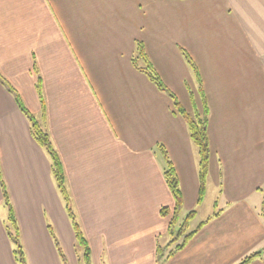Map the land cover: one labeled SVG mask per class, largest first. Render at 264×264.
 Returning <instances> with one entry per match:
<instances>
[{
  "label": "crops",
  "instance_id": "crops-1",
  "mask_svg": "<svg viewBox=\"0 0 264 264\" xmlns=\"http://www.w3.org/2000/svg\"><path fill=\"white\" fill-rule=\"evenodd\" d=\"M138 42L188 112L202 102L183 51L199 71L211 150L201 202L198 150L174 98L135 66ZM0 76L62 159L92 264H240L258 251L245 264H264V0H0ZM159 146L183 195L178 225L196 211L194 235L161 260L174 238L162 208L175 202ZM0 164L28 263L62 264L51 227L78 264L50 159L1 81ZM0 264H18L1 216Z\"/></svg>",
  "mask_w": 264,
  "mask_h": 264
},
{
  "label": "trees",
  "instance_id": "trees-1",
  "mask_svg": "<svg viewBox=\"0 0 264 264\" xmlns=\"http://www.w3.org/2000/svg\"><path fill=\"white\" fill-rule=\"evenodd\" d=\"M137 45H138V54L133 59L135 66L139 70L144 71L148 75L150 80L154 84H156V86L161 91L169 93L170 96L174 98L176 111L184 118V120L187 123L190 137L198 150V158H199L198 167H199V179H200L199 202H201L204 198V194L206 191L207 179L210 168L211 150H210L209 137H208L209 106L206 100V96L203 90V86L197 66L190 57V55L186 51H183L185 59L192 67V69L194 70L195 74L197 75L200 81L199 95L202 102V108L194 107L193 111L188 112L182 107L180 102L177 99H175V96L170 91H168V89L160 79L158 73L156 72L155 68L153 67L146 53V50L144 49L143 44L138 42ZM0 81L12 94H14L20 109L26 115V117L30 122L31 133L33 138L38 143V145L47 153L50 159L52 178L64 202L66 212L68 214V217L72 224V228L74 230V234L76 238L75 251L78 258V264H92V248L90 246L87 237L85 236V233L73 209L71 196L68 187L66 185L64 165L60 155L58 154L57 150L55 149L52 143V140L50 138L47 129L45 128L43 123L24 106L16 90L13 87H11L10 84H8L1 76H0ZM36 88L38 91V95L40 97V101L42 103L43 114L45 115L46 105L42 93V82L40 77L38 78ZM43 118L45 119V117ZM159 149L165 161L164 176L175 202L174 208L172 210L169 208H162V215L170 216L169 231L170 234H172L174 237L175 228L178 225L183 212V207H184L183 195L180 188V183L176 169L174 167L172 160L168 155L167 150L163 146H159ZM0 187L2 190V201L8 211L7 222L4 223V228L12 245V253L14 259L18 264H29L25 247L23 245L21 238V230L17 219L15 207L12 203L8 186L2 174L1 164H0ZM195 215H196V211H191L187 215L184 222L180 225L177 236L173 238V240L167 246H162L158 244L157 257L159 260H161L164 257L169 258L173 256L176 252L180 251L188 242V240L194 235L196 230L189 233L188 229H189V223L195 217ZM214 215H217V213H215ZM262 215L264 217V201L262 204ZM50 233L54 240L62 264H68L66 255L60 244V241L58 240L57 236L55 235L51 227H50ZM173 244H176L175 247L168 251L169 247H171ZM262 254H263L262 251L254 252L248 257H246L240 264H245L256 257L261 256Z\"/></svg>",
  "mask_w": 264,
  "mask_h": 264
},
{
  "label": "rangeland",
  "instance_id": "rangeland-1",
  "mask_svg": "<svg viewBox=\"0 0 264 264\" xmlns=\"http://www.w3.org/2000/svg\"><path fill=\"white\" fill-rule=\"evenodd\" d=\"M212 195V193H211ZM212 198V197H211ZM206 207L203 209V211H201V214L202 216L204 217L205 215H207L206 213H209V211L211 210V204L210 203H207L205 205ZM0 216H1V219L2 221L5 223L7 222V216H8V211H7V208L5 207L3 201L0 202ZM184 221L181 222V224L183 223ZM180 224V225H181ZM180 225H177L176 228H175V233H174V238L177 236V233H178V230L180 228ZM195 225L193 224L192 225V228L194 227Z\"/></svg>",
  "mask_w": 264,
  "mask_h": 264
}]
</instances>
